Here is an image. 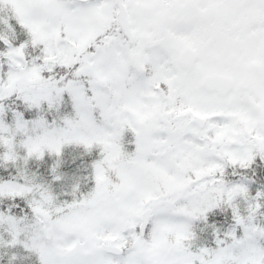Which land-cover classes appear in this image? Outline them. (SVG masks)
I'll use <instances>...</instances> for the list:
<instances>
[{
    "label": "snow or ice",
    "instance_id": "snow-or-ice-1",
    "mask_svg": "<svg viewBox=\"0 0 264 264\" xmlns=\"http://www.w3.org/2000/svg\"><path fill=\"white\" fill-rule=\"evenodd\" d=\"M0 11V168L16 169L0 177V247L38 264H264V189L250 192L264 175V0ZM69 145L100 158L93 189L61 203L51 185ZM46 155L51 182L27 170ZM226 210L219 233L209 217ZM197 223L215 247L191 250Z\"/></svg>",
    "mask_w": 264,
    "mask_h": 264
},
{
    "label": "trees",
    "instance_id": "trees-1",
    "mask_svg": "<svg viewBox=\"0 0 264 264\" xmlns=\"http://www.w3.org/2000/svg\"><path fill=\"white\" fill-rule=\"evenodd\" d=\"M6 15V11H0V17ZM11 23L14 27L16 26L15 21H11ZM70 112L71 107L68 105L62 108L61 115H67ZM51 118L52 117H49V119ZM132 140V135L130 133H125L124 146L125 151L129 153L134 150V145L131 143ZM99 158V149L97 148H93L90 152L86 153L82 147L75 145L65 146L60 158L62 163L58 169L63 178L60 181L52 182L51 185L53 194L57 196L59 202H72V188L74 185L78 186V190L75 193L76 199L86 196L93 189L94 181L92 179L91 165ZM54 160L55 157L50 158L46 155L43 161H29L27 170L29 173H35L38 180L51 182L52 177L49 174V171ZM230 171L231 170H229V172ZM15 174L16 169L11 166L8 167L7 171L0 168V177L7 178L9 175ZM248 175L251 176V172H249ZM228 178L235 179L231 176ZM252 178L256 180L255 184L250 185V192L254 196L256 191L264 189V175L257 171V176ZM262 203H264V201H262ZM261 212L264 213V208L261 209ZM257 221L263 223L264 217L258 216ZM231 223L232 219L230 210L223 212L218 211L211 214L209 217V224L214 225V228L218 230L219 233L226 231ZM213 230V227H206L202 223L195 224L193 229L195 239L190 242L192 245L191 250L195 251L200 247H215ZM13 255L16 256V259L12 261V264H38V259L35 255H30L20 247L13 249L0 247V264H9V260Z\"/></svg>",
    "mask_w": 264,
    "mask_h": 264
},
{
    "label": "rangeland",
    "instance_id": "rangeland-1",
    "mask_svg": "<svg viewBox=\"0 0 264 264\" xmlns=\"http://www.w3.org/2000/svg\"><path fill=\"white\" fill-rule=\"evenodd\" d=\"M261 224H264V221H263V223H261Z\"/></svg>",
    "mask_w": 264,
    "mask_h": 264
}]
</instances>
